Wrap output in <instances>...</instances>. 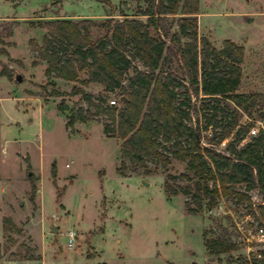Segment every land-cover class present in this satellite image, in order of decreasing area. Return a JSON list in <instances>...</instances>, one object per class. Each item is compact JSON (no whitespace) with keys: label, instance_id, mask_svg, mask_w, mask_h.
Here are the masks:
<instances>
[{"label":"rangeland","instance_id":"rangeland-1","mask_svg":"<svg viewBox=\"0 0 264 264\" xmlns=\"http://www.w3.org/2000/svg\"><path fill=\"white\" fill-rule=\"evenodd\" d=\"M137 5L136 0H0V73L5 71L0 75V245L6 261L31 264L25 259L32 254L42 264H250L252 255L264 251V238L255 236L264 223L246 203L222 199L215 209L188 215L185 196L165 194L162 169L149 176L117 174L122 141L105 136L99 122L67 127L69 111L80 100L69 94L81 85L58 78L48 82L46 63L34 50L46 34L38 24L121 21L118 14L132 17ZM178 17L169 19L172 32ZM197 20L198 37L214 48L221 49L225 41L243 48L237 92L264 94V0H199ZM85 77L81 73L79 80ZM84 90L102 93L98 85ZM193 101L203 126L211 104ZM252 122L264 124L258 112L243 116L239 124ZM234 135L235 130L218 150L224 151ZM249 142L247 134L238 147ZM185 172L186 165L176 161L168 171L176 176ZM29 179L37 189L33 200ZM248 195L253 207L264 204L259 191ZM220 226L235 248L211 257L203 232L221 235ZM69 232L75 235L72 248L67 246Z\"/></svg>","mask_w":264,"mask_h":264},{"label":"trees","instance_id":"trees-1","mask_svg":"<svg viewBox=\"0 0 264 264\" xmlns=\"http://www.w3.org/2000/svg\"><path fill=\"white\" fill-rule=\"evenodd\" d=\"M136 1L135 14L120 12L121 21L61 19L38 24L46 34L34 50L46 63L48 82L58 78L81 85L69 94L80 100L69 111L67 127L99 122L105 136L122 141L117 174L149 176L162 169L167 174L165 194L185 196L188 215L215 209L225 199L246 203L264 223V204L253 207L248 195L252 190L264 194V134L251 136L249 143L238 147L256 124L241 126L243 116L258 112L264 122V94L237 92L243 48L225 41L216 49L198 37L199 0ZM178 15L177 30L172 32L169 19ZM84 72L86 77L80 81ZM89 85L100 86L102 93L86 92ZM117 93L116 105H111L109 98ZM54 95L62 96L58 91ZM199 98L211 104L202 116L203 126L193 101ZM223 102L227 104L222 106ZM59 106L64 112L63 104ZM234 130V140L224 151L218 150ZM203 132L210 133L204 136ZM174 161L185 164L186 172L169 174ZM29 180L33 200L37 189ZM220 229L221 235L215 237L203 232L211 257L230 254L235 248L228 231ZM25 260L41 264V258L32 254ZM0 264H5L1 245ZM250 264H264V251L252 255Z\"/></svg>","mask_w":264,"mask_h":264},{"label":"built area","instance_id":"built-area-1","mask_svg":"<svg viewBox=\"0 0 264 264\" xmlns=\"http://www.w3.org/2000/svg\"><path fill=\"white\" fill-rule=\"evenodd\" d=\"M111 105H116L115 101L112 100L109 102ZM259 133L264 134V124L261 122H257L255 124L254 127H252L249 131V136L251 137H255L257 136ZM224 145V142L222 143ZM255 236L259 239H263L264 238V226H260L256 232H255ZM247 239V238H245ZM75 240V235L73 232H69L68 233V248H72L73 247V242Z\"/></svg>","mask_w":264,"mask_h":264},{"label":"water","instance_id":"water-1","mask_svg":"<svg viewBox=\"0 0 264 264\" xmlns=\"http://www.w3.org/2000/svg\"><path fill=\"white\" fill-rule=\"evenodd\" d=\"M249 22H250V19H246V23H249ZM15 80L18 81V82H21L22 79H21L20 76H17ZM142 184L144 186H146V187L148 186V184L146 182H144V181H142ZM52 233H57V230H56L55 227L52 228Z\"/></svg>","mask_w":264,"mask_h":264},{"label":"crops","instance_id":"crops-1","mask_svg":"<svg viewBox=\"0 0 264 264\" xmlns=\"http://www.w3.org/2000/svg\"><path fill=\"white\" fill-rule=\"evenodd\" d=\"M3 261H4L5 264H17V263H20V262L10 261V260L6 261V258L4 256H3ZM40 263L42 264V259H41Z\"/></svg>","mask_w":264,"mask_h":264}]
</instances>
